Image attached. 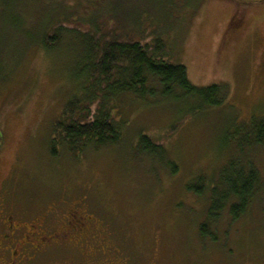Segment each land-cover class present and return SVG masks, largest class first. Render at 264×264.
<instances>
[{
  "label": "rangeland",
  "instance_id": "rangeland-1",
  "mask_svg": "<svg viewBox=\"0 0 264 264\" xmlns=\"http://www.w3.org/2000/svg\"><path fill=\"white\" fill-rule=\"evenodd\" d=\"M77 1L45 3L55 10ZM88 1L104 13L153 17L170 60L187 68L192 85L221 86L222 103L205 107L178 88L164 97L150 78L154 96L126 92L111 100V114L124 125L117 144L75 151L54 142L67 103L85 101L92 90L80 39L63 33L51 50L33 48L22 61H7L9 78L0 82V196L8 213L49 227L73 209L93 219L91 235L47 245L27 264H264V145L251 134L264 119V0ZM82 3L78 13L93 15ZM12 4L0 14V40L11 44L0 47L17 59L8 25ZM29 8L17 12L25 24ZM104 17L97 19L106 32ZM66 27L94 36L97 30L78 18ZM141 135L162 151L141 150ZM246 181L253 198L234 219L238 198H223ZM214 202L224 207L211 216Z\"/></svg>",
  "mask_w": 264,
  "mask_h": 264
},
{
  "label": "trees",
  "instance_id": "trees-1",
  "mask_svg": "<svg viewBox=\"0 0 264 264\" xmlns=\"http://www.w3.org/2000/svg\"><path fill=\"white\" fill-rule=\"evenodd\" d=\"M82 1V5L86 3L89 5L93 15L78 13ZM9 3H13L14 13L9 14L8 25L13 26V32L16 34L12 46L19 54L17 59H14L17 55H9L10 50L0 47V82L9 78L4 72L7 71L10 59L20 62L33 48L51 50L60 45L63 33L76 35L75 37L80 39L83 45L81 47L88 59L82 67V72L90 78L88 81L92 90L90 91L87 86L84 88V93L90 91L85 101L76 97L67 103L63 117L55 126L56 144L62 141L75 151H81L84 147L90 146L89 144H93L94 147L117 144L122 138L124 125L117 116L111 114V100L126 92L135 93L140 98L154 96V91L149 89L148 85L150 78L163 87L164 97L170 96L178 88L187 96L199 98L205 107L222 103L221 86L199 88L192 85L187 68L170 60L164 33L157 30L153 17L145 13L137 16H125L118 12L104 13L96 10L97 5L90 6L91 2L88 0H79L70 7L60 8L58 5L55 10H49L45 0H32L30 3L28 0H0V14L8 11L6 8ZM27 8L29 10L23 15L25 20L27 19L25 24L17 12L21 9L25 11ZM99 14L106 16L104 18L107 22L103 21L105 27H108L106 32L98 25ZM72 18L93 25L95 30L97 29L95 36L89 32H81L77 28H67V23ZM21 27L25 29H20ZM0 42L11 44L9 40L5 42V39ZM13 71L14 69L9 72ZM94 105H97L96 109L93 108ZM251 134L256 144L264 145V119L253 125ZM138 146L141 150L154 154L163 148L155 139L143 135ZM242 183L243 190H239L235 185L230 195H224L223 198V202L226 203L231 199V195L238 198L239 204L231 206L234 219H238L245 212L253 198L248 193V182ZM222 207L224 203L218 205L214 202L210 215L214 216L215 211L216 216ZM206 233L203 226L202 234Z\"/></svg>",
  "mask_w": 264,
  "mask_h": 264
},
{
  "label": "flooded vegetation",
  "instance_id": "flooded-vegetation-1",
  "mask_svg": "<svg viewBox=\"0 0 264 264\" xmlns=\"http://www.w3.org/2000/svg\"><path fill=\"white\" fill-rule=\"evenodd\" d=\"M89 223H93L92 217L77 209L69 211L59 224L50 227L43 219H36L32 224L23 223L8 213L3 196H0V264H27L33 259L29 256L47 245L73 243L77 238L91 235Z\"/></svg>",
  "mask_w": 264,
  "mask_h": 264
}]
</instances>
